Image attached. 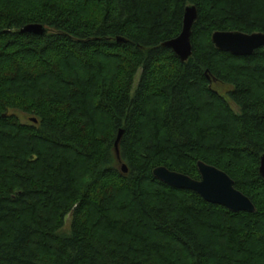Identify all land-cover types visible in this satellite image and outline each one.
Masks as SVG:
<instances>
[{
	"label": "trees",
	"instance_id": "1",
	"mask_svg": "<svg viewBox=\"0 0 264 264\" xmlns=\"http://www.w3.org/2000/svg\"><path fill=\"white\" fill-rule=\"evenodd\" d=\"M189 5L181 63L163 44ZM215 32L264 33V0H0V264H264V50ZM198 162L256 212L152 175Z\"/></svg>",
	"mask_w": 264,
	"mask_h": 264
},
{
	"label": "water",
	"instance_id": "2",
	"mask_svg": "<svg viewBox=\"0 0 264 264\" xmlns=\"http://www.w3.org/2000/svg\"><path fill=\"white\" fill-rule=\"evenodd\" d=\"M197 19L198 12L195 6H187L183 14L181 33L175 39L163 44V47L170 50L181 63H186L192 57L191 34ZM21 33L45 36L47 30L40 25H28ZM211 42L219 52L236 57H249L257 50H264V33L215 32ZM33 122L36 121L33 120ZM122 133L119 131L114 144L117 158H119L118 144ZM121 169L124 174L127 173L124 164H121ZM197 170L199 180L169 171L165 167L154 169L152 175L157 181L173 189L192 192L207 204L222 207L231 213L254 214L256 212L252 202L235 190L233 181L224 172L202 162L197 163ZM259 176L264 180V155L260 158Z\"/></svg>",
	"mask_w": 264,
	"mask_h": 264
},
{
	"label": "rangeland",
	"instance_id": "3",
	"mask_svg": "<svg viewBox=\"0 0 264 264\" xmlns=\"http://www.w3.org/2000/svg\"><path fill=\"white\" fill-rule=\"evenodd\" d=\"M215 87V89H217V86L216 85H213ZM222 91V90H220ZM223 93V91H222ZM70 226H71V216L70 215H67L65 217V220H64V226H63V229L60 233L62 234H67L70 232Z\"/></svg>",
	"mask_w": 264,
	"mask_h": 264
}]
</instances>
